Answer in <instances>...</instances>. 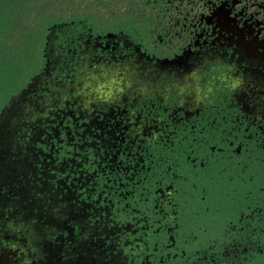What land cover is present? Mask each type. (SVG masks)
Segmentation results:
<instances>
[{
    "label": "flooded vegetation",
    "instance_id": "af4514ba",
    "mask_svg": "<svg viewBox=\"0 0 264 264\" xmlns=\"http://www.w3.org/2000/svg\"><path fill=\"white\" fill-rule=\"evenodd\" d=\"M146 3L51 23L0 108V264H264V0Z\"/></svg>",
    "mask_w": 264,
    "mask_h": 264
},
{
    "label": "rangeland",
    "instance_id": "374dc122",
    "mask_svg": "<svg viewBox=\"0 0 264 264\" xmlns=\"http://www.w3.org/2000/svg\"><path fill=\"white\" fill-rule=\"evenodd\" d=\"M146 1L0 0V108L37 71L51 23L88 19L104 30L137 26L146 32L154 18ZM229 187L224 204L234 206L241 192Z\"/></svg>",
    "mask_w": 264,
    "mask_h": 264
}]
</instances>
